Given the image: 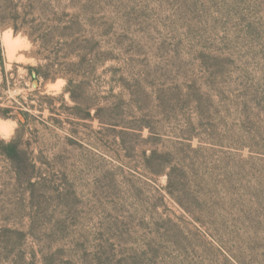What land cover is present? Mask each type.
Returning a JSON list of instances; mask_svg holds the SVG:
<instances>
[{
    "label": "rangeland",
    "instance_id": "rangeland-1",
    "mask_svg": "<svg viewBox=\"0 0 264 264\" xmlns=\"http://www.w3.org/2000/svg\"><path fill=\"white\" fill-rule=\"evenodd\" d=\"M0 1V264H264V0Z\"/></svg>",
    "mask_w": 264,
    "mask_h": 264
},
{
    "label": "trees",
    "instance_id": "trees-1",
    "mask_svg": "<svg viewBox=\"0 0 264 264\" xmlns=\"http://www.w3.org/2000/svg\"><path fill=\"white\" fill-rule=\"evenodd\" d=\"M11 25H8V23L5 21V18L3 17V13H2V6H1V1H0V27L2 28H7L10 27ZM15 30V33H17L19 31V29L17 27H13ZM59 31V30H58ZM65 35H63L62 33L56 34V37L58 39V44L63 46V39L67 38L64 37ZM50 39L49 37L44 36L43 38H41L42 40V46L45 48H48V46L50 45ZM50 61V59H47V61ZM0 65L2 66V71L4 72V61H3V56H2V45H1V38H0ZM50 67H56L54 66V63L52 64H48L44 67L40 66V67H29L28 70L30 72V75L34 77L35 79V83L38 82V80H40V78H43L44 80L48 81V80H57L61 75H56V77L51 78L50 74H47L45 69H48ZM58 72V71H57ZM70 84H72V81H69L68 84V88L70 87ZM67 88V89H68ZM6 151H7V156L9 157V159L14 160V156L17 152V147L16 144L14 142H10L8 144H6Z\"/></svg>",
    "mask_w": 264,
    "mask_h": 264
}]
</instances>
